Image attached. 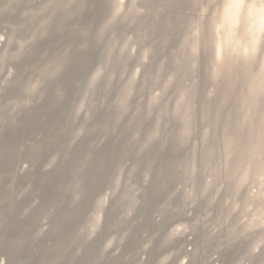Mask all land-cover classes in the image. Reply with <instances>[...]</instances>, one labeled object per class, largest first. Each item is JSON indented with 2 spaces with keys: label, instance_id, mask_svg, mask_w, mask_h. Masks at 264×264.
Listing matches in <instances>:
<instances>
[{
  "label": "rangeland",
  "instance_id": "1",
  "mask_svg": "<svg viewBox=\"0 0 264 264\" xmlns=\"http://www.w3.org/2000/svg\"><path fill=\"white\" fill-rule=\"evenodd\" d=\"M0 119V264H264V0H0Z\"/></svg>",
  "mask_w": 264,
  "mask_h": 264
},
{
  "label": "bare ground",
  "instance_id": "2",
  "mask_svg": "<svg viewBox=\"0 0 264 264\" xmlns=\"http://www.w3.org/2000/svg\"><path fill=\"white\" fill-rule=\"evenodd\" d=\"M119 62V61H118ZM67 64V63H66ZM40 65V64H39ZM39 65H37V66H39ZM67 65H65V67H66ZM68 66H69V64H68ZM46 67V66H45ZM64 67V66H63ZM122 67H123V65H122ZM42 71L44 70V69H46V68H44V66H42ZM52 69V68H51ZM51 69H49V71L51 70ZM58 68H56V70H57ZM61 69H64V68H61ZM61 69H59V70H61ZM69 69V68H68ZM68 69H66L65 68V70H67L68 71ZM71 69V68H70ZM70 69H69V72H70ZM48 70V69H47ZM47 70H46V72H47ZM73 70V69H72ZM48 71V72H49ZM53 71H55V70H53ZM63 71V70H62ZM52 72V71H51ZM57 73H58V71H56ZM56 72H55V74H56ZM64 72V74H65V72L66 71H63ZM122 72V71H121ZM43 73H44V71H43ZM54 73V72H53ZM60 73V72H59ZM45 74V73H44ZM48 74V73H47ZM51 73H49L48 74V76L50 75ZM62 74V73H61ZM61 74L59 75V74H57V75H55L56 76V79L55 80H61L60 79V77H63V76H61ZM63 74V75H64ZM66 74H68V73H66ZM71 74V73H70ZM118 75V74H117ZM47 76V77H48ZM55 76L53 77V78H55ZM57 76H59V77H57ZM46 77V76H45ZM72 77V76H71ZM68 78H70V77H68ZM63 79V78H62ZM67 79V78H66ZM54 81V79L52 80V82ZM62 81V80H61ZM60 81V82H61ZM57 82V81H56ZM63 83V82H62ZM56 84V83H55ZM57 86H59L58 85V82H57ZM61 86V85H60ZM1 89H2V87H1ZM62 91H63V88L61 89ZM58 92H59V90H58ZM58 92H55L56 94H57V98L59 97V98H61L60 97V95H59V93ZM55 93H53L52 94V96L55 94ZM63 93V92H62ZM60 94H61V92H60ZM137 95V94H136ZM123 96V95H122ZM50 97H51V94H50ZM55 98H56V96H54ZM54 97H51V100H54ZM53 98V99H52ZM46 100H47V98H45ZM113 99V98H112ZM50 100V101H51ZM49 101V102H50ZM106 101V100H105ZM46 102H48V100L46 101ZM123 102V101H122ZM124 102H127V100H124ZM129 102V101H128ZM114 104H115V102H113ZM46 104V106H47V104L48 103H45ZM92 104V103H91ZM130 105H131V103H130ZM128 107H130V106H128ZM95 109H96V107H95ZM94 109V110H95ZM125 109V108H124ZM127 109V108H126ZM97 110V109H96ZM110 112V111H109ZM124 114V113H123ZM95 115V114H94ZM93 115V116H94ZM109 115H110V113H109ZM113 115V114H112ZM115 115H117V114H115ZM124 115H126V114H124ZM129 115V114H128ZM121 116H122V114H121ZM114 117V116H113ZM56 118V117H55ZM91 118V117H90ZM121 118V117H120ZM126 118H128V117H126ZM115 119V118H114ZM117 119H119L118 117H117ZM89 120H92V119H89ZM0 121H2V119H0ZM15 121V120H14ZM111 121H112V119H111ZM88 122V121H87ZM116 122V121H115ZM1 124H3V125H1V127H3V126H5L6 127V125L7 124H11V123H1ZM231 125H233L235 128H238V126H237V123H230ZM5 127H3V128H5ZM235 128H233V130L234 131H236L235 130ZM237 133H238V136H239V131H236ZM235 132V135H237V133ZM232 133V132H231ZM7 137H9V134H6V135H0V142L2 141V140H5L6 141V138ZM231 137H232V134H231ZM264 137H262V139H259L258 137H256V136H251L249 133H247V137L246 138H244V145H243V147L247 150L248 149V151L250 150H261V148H260V146H261V142L264 140L263 139ZM234 139V137H232V140ZM180 140V139H179ZM101 146L103 147V145L101 144ZM104 146H106V145H104ZM231 146V145H230ZM102 147H100V150H102L101 148ZM231 148V150H234V145L232 146V147H230ZM2 149V146L0 145V150ZM105 149V148H104ZM96 150H98V149H96ZM96 152V151H95ZM115 152H117V150L115 149ZM136 155V154H135ZM134 156V155H133ZM136 156H139V155H136ZM74 157H75V155H74ZM129 157V156H128ZM184 157V156H183ZM128 159H130V158H128ZM127 159V161L125 162V164L127 165H129V166H131L132 168H134L133 167V165H132V163L133 162H135L136 160H138L137 158H135V156H134V158H132V161L134 160V159H136V160H134L133 162H131L130 160H128ZM140 159V158H139ZM182 159V158H181ZM240 160L242 159V160H245L246 158L244 157V158H239ZM129 161H130V163H131V165H130V163H129ZM140 161H141V163H142V161L144 162V160H139L138 162L140 163ZM237 161V160H236ZM236 161L235 162H233V163H231V164H229L228 166H227V168H226V170L224 171L225 172V176H226V182H224V186L222 185V187H221V190H219L220 192L218 193V195H215L214 196V198L215 199H210L208 202H207V204H206V209L208 208H212L214 205H213V203H215V202H218V200H220V197H221V194L223 193V191H224V189H225V194H224V197L223 198H227L224 202H223V204L224 205H228V203H227V201L229 200V199H232V198H234L235 197V194H236V192L238 191V190H240V188H241V183H240V181H239V178H238V173H237V171H236V169L233 167V165L236 163ZM128 162V163H127ZM217 162V161H216ZM136 163H137V161H136ZM97 165H98V163H97ZM97 165H96V169H97ZM136 165V164H135ZM138 165H140V164H138ZM137 165V166H138ZM212 165V164H211ZM210 165V166H211ZM216 166H221V164L219 165L218 163L217 164H215ZM209 166V167H210ZM80 168H82V169H86V168H88L87 166H83L82 164H80ZM95 168V167H94ZM100 167H98V169H99ZM128 168H130V167H128ZM132 168H131V170H132ZM136 168V167H135ZM95 169V170H96ZM97 169V170H98ZM88 170H91V169H88ZM96 170V171H97ZM101 170V169H100ZM124 170V169H123ZM135 170V169H134ZM95 171V172H96ZM128 172V171H130V170H124V172ZM210 171V170H209ZM122 172V171H121ZM123 173V172H122ZM237 173V174H236ZM224 174V173H223ZM223 174H221V176H220V178L221 177H223L222 175ZM116 175V174H115ZM212 176V175H211ZM211 176H208V179H209V177H211ZM217 176V175H216ZM224 176V177H225ZM6 179V178H5ZM210 179H212V178H210ZM214 180H216V179H214ZM209 181V180H208ZM212 181H213V179H212ZM213 183V182H212ZM209 183H207L206 184V186H205V188L207 187V190H211V189H209L210 188V186L208 185ZM211 184V183H210ZM213 185V184H212ZM221 186V185H220ZM204 188V189H205ZM211 188H212V186H211ZM219 188V187H218ZM220 189V188H219ZM213 190V189H212ZM206 192V191H205ZM209 193V192H208ZM59 199L60 198H58V200H56V202H62V201H59ZM63 204V203H62ZM54 205H58V204H54ZM54 207V209L51 211V214L52 215H50V216H52V217H57L58 215H60L61 213H60V211H58V207H56V206H53ZM226 209H227V212H226V219L227 220H229L230 222H231V224H233V225H235V226H237L239 223H236V222H233V221H231V217H232V210H231V208L230 207H228V206H226ZM7 215H8V212H7V210H4V208L2 209V210H0V230L2 229V227H1V225H3L4 224V222H5V218H7ZM223 215V216H224ZM233 219V218H232ZM230 224V223H229ZM230 224V225H231ZM224 229H227L226 231H231V229H229V228H224ZM232 232V231H231ZM36 234V233H35ZM169 235H166V237L165 236H162V237H160V239H161V241L158 243L157 242V245H159V246H161L162 245V241H164L165 240V238L167 239V241L169 240L168 239V237H170L171 235H173L172 233H168ZM74 235V234H73ZM73 235H71V236H73ZM70 236V237H71ZM11 238V236L9 235V239ZM1 244V243H0ZM177 245V244H176ZM158 246V247H159ZM6 247V246H5ZM4 247V248H5ZM42 247V246H41ZM14 249V248H13ZM16 249H17V254L16 255H13V256H11V259L10 260H8V264H38V261H39V259H41V258H44V257H46L47 256V250L45 249H42V248H36V249H34V250H31V251H20L19 250V248H17L16 247ZM54 250H56V249H54ZM3 251V250H2ZM14 251V250H13ZM53 251V250H52ZM51 251V252H52ZM1 252V251H0ZM50 252V251H49ZM59 253V254H61L63 251H62V249H58L57 251H54V252H52V253ZM13 253V252H12ZM64 253V252H63ZM64 255V254H63ZM92 256V255H91ZM194 256V255H193ZM76 257V256H75ZM93 257V256H92ZM89 258H87V257H84L83 259L81 258V256L79 257V256H77L76 258H74L73 260H70V261H65L64 260V258H62V255L60 256V257H58V259H57V261H55V262H52V264H82V263H84V260H88ZM100 259V258H99ZM98 259V260H99ZM163 260H164V263H162V262H157V263H155V264H169V260H168V258L167 257H163L162 258ZM235 259V258H234ZM233 259V260H234ZM232 260V261H233ZM237 261V260H236ZM93 262V261H92ZM98 263V262H97ZM210 263V262H209ZM93 264H95V262L93 263Z\"/></svg>",
  "mask_w": 264,
  "mask_h": 264
}]
</instances>
